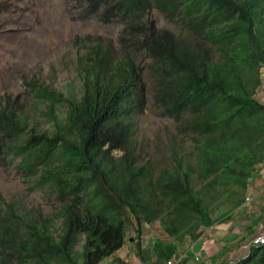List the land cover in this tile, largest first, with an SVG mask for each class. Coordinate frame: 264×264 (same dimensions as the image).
<instances>
[{
	"label": "trees",
	"instance_id": "obj_1",
	"mask_svg": "<svg viewBox=\"0 0 264 264\" xmlns=\"http://www.w3.org/2000/svg\"><path fill=\"white\" fill-rule=\"evenodd\" d=\"M65 12L118 24L116 45L82 38L78 96L27 83L48 127L0 102V161H16L57 205L24 219L4 204L0 264H97L121 246L128 217L137 238L154 221L171 238L156 241L146 263L165 264L174 242L196 241L248 201L243 193L264 160V104L255 98L264 89V0H65ZM148 93L189 146L155 173L130 148L132 117ZM55 105L65 108L61 118ZM224 264H264V242Z\"/></svg>",
	"mask_w": 264,
	"mask_h": 264
},
{
	"label": "rangeland",
	"instance_id": "obj_2",
	"mask_svg": "<svg viewBox=\"0 0 264 264\" xmlns=\"http://www.w3.org/2000/svg\"><path fill=\"white\" fill-rule=\"evenodd\" d=\"M153 16L159 26L171 29V25L167 26L156 13ZM119 28L116 23H103L95 18L70 19L65 12V0H0V102L13 106L38 127H48L42 114L44 108L40 106L39 110H33L31 107L32 95L27 83L41 84L66 98L78 96L80 82L75 66L77 56L85 49L82 38L87 36L89 41L94 39L115 46ZM260 89L263 90L262 84ZM144 107L132 117L130 148L137 162L150 167L155 173L159 167L169 163L173 151L184 154L189 146L187 138L180 134L177 121L161 116L152 105L149 93L146 94ZM64 111V106H54L58 118L63 116ZM182 141L185 143L183 146ZM15 162L0 161V211L5 203H11L24 219L49 216L57 206L53 193L39 188L35 176L23 177ZM224 208H219L218 212L224 211ZM217 213L214 212L211 217ZM128 218L127 236L135 233L133 219ZM154 223L151 237H158L159 234L166 237L157 221ZM56 228H59L58 223ZM261 231L264 232V227ZM81 241L82 235L75 249H79ZM120 247L112 255L128 256L127 237H124ZM242 250L245 253V249Z\"/></svg>",
	"mask_w": 264,
	"mask_h": 264
},
{
	"label": "crops",
	"instance_id": "obj_3",
	"mask_svg": "<svg viewBox=\"0 0 264 264\" xmlns=\"http://www.w3.org/2000/svg\"><path fill=\"white\" fill-rule=\"evenodd\" d=\"M260 90L261 92H259ZM260 90L256 91V99L264 104V89ZM263 186L264 160L255 165L247 189L243 193L244 195L249 192L248 201L234 209L226 220L214 222L210 225L199 235V240L195 241L185 236L181 242H174L176 255L170 260L174 264L177 262H181L182 264H202L203 262L205 264L206 260H213L214 258L213 264H224L242 257L244 255L242 245L247 243L248 239L255 234H264L261 231L264 227V205L262 203L264 193L261 190ZM154 226V222L142 225L139 239H137L135 233L128 236L125 234L129 246L128 256L121 257L111 254L100 260L97 264L150 263L153 260L151 256L153 254L152 247L156 241L162 244L173 243L167 235V238L163 237V234H159L158 237L156 235L151 237V228H154ZM133 236H136V238H133ZM120 248L116 249L115 252ZM137 249H139L142 259H139L137 256ZM195 253L199 255V259L196 261L193 260Z\"/></svg>",
	"mask_w": 264,
	"mask_h": 264
},
{
	"label": "built area",
	"instance_id": "obj_4",
	"mask_svg": "<svg viewBox=\"0 0 264 264\" xmlns=\"http://www.w3.org/2000/svg\"><path fill=\"white\" fill-rule=\"evenodd\" d=\"M247 189V187H246ZM261 190L263 191L264 193V186L261 188ZM249 192H247V194H244L243 195V200L244 202L247 201L249 199V195H248ZM262 203L264 204V199L262 200ZM197 241V239H196ZM264 242V234H255L254 236H252L250 239H248L247 243L243 244L242 245V248L245 249V251L247 250V248L249 247V245H256V244H261ZM196 254V253H195ZM193 255V260L196 261L199 259V256L198 255ZM207 263V261H205V264ZM166 264H174L173 261L171 260H168L166 262Z\"/></svg>",
	"mask_w": 264,
	"mask_h": 264
}]
</instances>
